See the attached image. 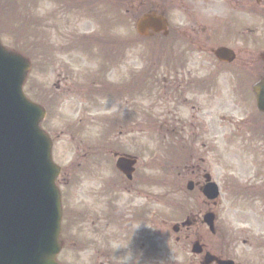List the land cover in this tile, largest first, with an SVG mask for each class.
<instances>
[{"label":"rangeland","instance_id":"1","mask_svg":"<svg viewBox=\"0 0 264 264\" xmlns=\"http://www.w3.org/2000/svg\"><path fill=\"white\" fill-rule=\"evenodd\" d=\"M16 1L19 3L16 11L14 8L10 11L0 8V17L5 23L0 19L1 39L7 46L21 50L32 61L25 89L47 110L42 124L54 140L53 152L56 162L67 172L64 181L68 212L72 211L76 201H81L82 204L78 203L77 206L80 205L88 211L86 221L77 225L74 216L66 214L63 231L65 238L73 234V229L80 230L82 235L91 240L92 214H101V209L106 213V190H102V187L107 186L109 182L107 179L110 178L114 152H127L138 155L139 169L146 177L145 197L149 198V201L144 200L146 210L149 214L155 211L161 213L160 217L154 218L155 221L146 223L144 227L148 245L146 251L153 257L146 258L145 264L200 263V258L190 254L191 246L186 240L176 243L172 230V224L180 221L181 217H186L189 211L201 214L205 212V198L201 196L199 189L193 192L187 190V182L193 177L188 167L204 158L205 171H210L218 182L224 177L238 173L239 176H250L256 172L257 160L261 163L264 159V120L258 114L255 118L254 115L250 116L253 107L249 95L243 94L240 100L225 93L221 105H214L206 99L205 116L209 120L205 132L192 133L193 129L190 127L183 133L180 145L176 146L175 140L171 139L170 135L165 138V131H160L159 126L154 124L156 119L163 120L164 116L172 119L174 111L178 109L183 119L189 118V121L194 114L201 113L200 108L196 110L191 104L180 103V100V106L176 108L177 103L174 106L170 92L154 93L155 90L143 92L144 97L139 102L133 101L135 97L130 90L137 86L131 82L145 78L147 84L153 85L155 89L154 86L158 85L165 75L170 76L173 70H201L200 53L196 48H190L186 58H174L173 51L177 48H172L174 43L171 38L139 37L134 25L135 19H131L138 15V8H134L131 15H104L97 11L99 3L93 10L92 6L87 9L80 6L77 12L71 13L65 8V3L61 5L55 0ZM157 1L168 5L170 12L167 14L172 22L180 20V13L172 5L174 0ZM194 3L202 8L201 0H194ZM1 7L4 5L1 4ZM212 21L217 34L218 21ZM6 26L14 27L15 34L11 30L6 31ZM27 26L28 31L20 33ZM257 27V41L251 43L248 48L251 51L241 44L237 45L243 54L244 51H253L258 57L264 51V22L257 21ZM85 35H93L95 38L86 50L83 49L86 45L81 47L82 43L78 40ZM100 38L107 40L108 46L98 45ZM104 53L108 56L103 57ZM103 62H106L104 67ZM258 63L263 61L258 60ZM208 67L220 69L209 60L205 61V69ZM95 77L118 84L117 89L121 92L112 96V93L95 87L98 84ZM127 80L130 81L129 84ZM224 81L229 82L227 91L231 90V78H225ZM186 95L193 96L191 93ZM126 99L132 111H127ZM219 107L223 108L218 109ZM223 114L230 115L236 122L222 121L220 117ZM125 117H128L129 123L120 125ZM246 117L250 118L247 127L255 136L258 153L251 151L249 141L241 142L243 137L240 139L237 138L241 137L240 135L233 136L234 132L238 131L237 125ZM182 127L183 124H179L177 129ZM258 135H263V138ZM79 166L83 168H78ZM154 174L159 179L152 178ZM112 178L116 183H120L118 174ZM158 181L160 184L155 185ZM226 188L229 190V185H226ZM96 190L99 193L94 192ZM155 197L160 198L159 204L154 203ZM118 198L123 205L132 197L121 192ZM221 198L228 204L225 193ZM148 213L146 211V216ZM166 213H169L170 218L165 222ZM200 224L202 227H196L191 236L197 231V236L202 237L205 242V225ZM117 229L118 225L114 223L107 231L114 238L112 246L118 252H124L128 244L123 239L127 238V234H115L113 231ZM117 251H114L117 254L113 259L114 264H119L120 260H131L129 253L122 255ZM90 257L89 251L79 254L69 247L59 259L85 264L89 262Z\"/></svg>","mask_w":264,"mask_h":264},{"label":"flooded vegetation","instance_id":"2","mask_svg":"<svg viewBox=\"0 0 264 264\" xmlns=\"http://www.w3.org/2000/svg\"><path fill=\"white\" fill-rule=\"evenodd\" d=\"M202 8L206 5H215L217 3L218 10L222 13V18L218 21L217 34L212 21L204 22L203 19L196 14V9L199 6L194 3V0H174L172 5L177 12L180 13V20L170 22L169 37H172V48H177L173 51L174 58H186L187 52L190 48H197L200 52L201 70H173L170 74V82L172 87L173 103L176 105L180 103L191 104L192 108L198 110L200 108L201 115L196 120L182 121V119L173 118L171 120H164L163 125H171L172 133L181 135L185 127H197V131H204L208 124V117L205 116L206 99L214 105H221V101L225 93L229 97L233 96L236 99H242L243 94L251 95L255 98L253 92L254 85L259 81H264V74L258 75V60L252 55L246 53L237 55V59L232 62H220V69L207 68L205 69V61L209 60L212 64L213 59L217 60L213 51L219 46H237L243 44L250 46L255 43L257 39L256 25L258 19L264 22V0H201ZM124 11L130 12L134 8H138V12H145L149 10L169 11L168 5L162 4L157 0H124ZM170 12V11H169ZM164 36L163 33L156 34V36ZM254 37V38H253ZM215 40H218V45L214 46ZM247 50V49H246ZM227 67L226 69H221ZM264 67V66H263ZM264 72V70H263ZM231 78L232 89L227 91L229 82L224 81L225 78ZM165 82L167 81L164 78ZM138 84L142 80L137 81ZM130 81L127 80V84ZM135 80L131 82L134 84ZM130 87V86H129ZM137 97L134 98L139 102L143 97V86L137 87ZM191 93L193 96L186 94ZM220 99V100H219ZM127 101V111H132V107ZM218 101V102H217ZM223 108V107H219ZM135 114V110L133 111ZM226 119V117L224 118ZM128 120V117H127ZM183 124V127L178 130L177 124ZM248 119L245 121V126H239V134L234 133L233 136L242 139L241 142L251 143V151L258 153V148L254 142L255 136L251 134V130L247 127ZM242 127H245L244 129ZM195 130V132H196ZM261 136V135H258ZM263 137V135H262ZM264 140V138L262 139ZM244 144L241 146L243 147ZM256 172L251 173L250 176H237L235 182L226 177L222 179L221 193L227 195L228 204H225L221 198L217 201H210L205 199L206 212L214 211L215 217V231H211L205 225V254L207 252L213 253L221 259H231L233 264H264V159L260 164L257 163ZM203 168L200 164L193 165L191 173L195 175L196 181H201L200 175ZM124 180L129 183V192L134 191L142 194L140 185V175H137L136 182L140 181V185L135 186L134 179L129 182L123 176ZM226 185H229L227 190ZM137 188V190H136ZM226 199V200H227ZM82 204L81 201H79ZM106 209L112 213L92 214L91 217V242L82 244L79 241H73V237L68 236L64 243L68 242L79 249L91 248L94 252H101V248L109 246L112 242V237L108 235L104 228L111 225V217L115 207L114 191L109 188L107 190V199L105 201ZM131 209L128 211L132 214L128 216L131 220L137 221L138 226H143L144 222V206L135 202L131 203ZM225 214V215H224ZM74 220L76 224H82L88 218V211L76 206L74 211ZM232 216V219H231ZM106 222V224H104ZM127 225V224H125ZM190 229L185 234V239L190 235ZM182 230V229H181ZM82 233L80 230H75ZM140 232V229L138 230ZM136 233V230L128 232V234ZM182 237H179L181 239ZM145 242L143 241L142 248ZM100 264H112L109 262H100ZM136 264H141L140 261ZM209 264H217L216 262Z\"/></svg>","mask_w":264,"mask_h":264},{"label":"water","instance_id":"3","mask_svg":"<svg viewBox=\"0 0 264 264\" xmlns=\"http://www.w3.org/2000/svg\"><path fill=\"white\" fill-rule=\"evenodd\" d=\"M158 19L164 21L147 15L140 25H160ZM29 69L28 59L0 43V264H58L61 246L59 168L51 139L40 127L45 111L23 90ZM208 191L217 194L214 184Z\"/></svg>","mask_w":264,"mask_h":264},{"label":"clouds","instance_id":"4","mask_svg":"<svg viewBox=\"0 0 264 264\" xmlns=\"http://www.w3.org/2000/svg\"><path fill=\"white\" fill-rule=\"evenodd\" d=\"M196 14L201 17L204 22L219 20L222 18V13L218 10V7L211 4L206 5L203 8H197Z\"/></svg>","mask_w":264,"mask_h":264}]
</instances>
